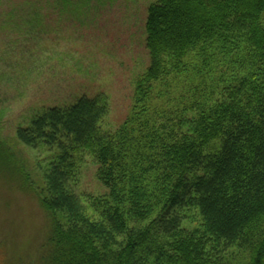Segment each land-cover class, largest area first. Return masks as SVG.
<instances>
[{
    "label": "trees",
    "instance_id": "trees-1",
    "mask_svg": "<svg viewBox=\"0 0 264 264\" xmlns=\"http://www.w3.org/2000/svg\"><path fill=\"white\" fill-rule=\"evenodd\" d=\"M144 28L118 128L103 93L43 107L17 129L43 152L39 188L0 140L51 221L36 264H264V0H157ZM87 156L102 195L77 192Z\"/></svg>",
    "mask_w": 264,
    "mask_h": 264
},
{
    "label": "rangeland",
    "instance_id": "rangeland-1",
    "mask_svg": "<svg viewBox=\"0 0 264 264\" xmlns=\"http://www.w3.org/2000/svg\"><path fill=\"white\" fill-rule=\"evenodd\" d=\"M156 1L0 0V140L38 188L43 152L24 145L17 129L45 106L67 107L102 93L110 112L101 127L118 128L131 111L135 79L149 66L144 21ZM2 159L0 264H36L51 221L36 191L23 188ZM96 170L87 156L80 195L107 192ZM247 258L238 253L229 259L245 264Z\"/></svg>",
    "mask_w": 264,
    "mask_h": 264
}]
</instances>
